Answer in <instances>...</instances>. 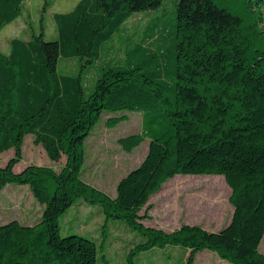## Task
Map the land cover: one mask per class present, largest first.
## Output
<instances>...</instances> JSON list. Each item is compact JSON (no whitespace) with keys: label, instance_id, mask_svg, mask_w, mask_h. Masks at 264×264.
Here are the masks:
<instances>
[{"label":"trees","instance_id":"trees-1","mask_svg":"<svg viewBox=\"0 0 264 264\" xmlns=\"http://www.w3.org/2000/svg\"><path fill=\"white\" fill-rule=\"evenodd\" d=\"M24 0H0V30L21 15ZM162 0H79L53 19L57 38L41 27L28 39L12 37L0 50V191L27 184L42 206L33 223H0V264H107L97 243L80 234L61 235L59 219L77 200L101 207L140 234L126 256L167 249L194 255L211 250L232 264H264V0L231 6L216 0H178L169 53L134 43L125 62L105 61L104 46L135 12ZM62 58L77 60L74 73L60 72ZM100 60V61H99ZM102 61V62H101ZM90 86L85 76L95 65ZM103 111L113 126L125 111L142 113V131L118 139L130 152L149 137L148 150L120 178L110 196L80 176L84 141ZM26 134L60 170L22 159ZM176 174L222 175L231 189V215L220 229L182 223L165 231L141 222L138 211Z\"/></svg>","mask_w":264,"mask_h":264},{"label":"rangeland","instance_id":"rangeland-1","mask_svg":"<svg viewBox=\"0 0 264 264\" xmlns=\"http://www.w3.org/2000/svg\"><path fill=\"white\" fill-rule=\"evenodd\" d=\"M79 0H24L21 15L5 24L0 30V50L7 53L12 37L28 39L42 27L47 40L57 38L53 19L56 12H68ZM240 0H216L220 5L231 6ZM178 0H162L159 8L135 12L124 23L122 30L109 39L104 46L105 61L125 62L127 51L134 43L160 52L169 53L174 42V12ZM100 61V60H99ZM102 62V61H101ZM95 65L85 76L90 86L98 68ZM77 60L62 58L60 72L74 73ZM115 112L103 111L97 123L84 141V162L80 176L85 181L115 196L116 185L129 170L138 166L148 150L149 137H145L130 152L118 142L122 136L142 131V113L125 111L127 118L113 126L107 118ZM14 153L13 148L0 152V164H4ZM65 158L51 160L41 145L33 143L31 134H26L22 144V159L15 165L20 170L28 164L48 166L60 170ZM231 189L222 175L176 174L166 179L148 198L138 211L147 215L141 222L165 231H171L182 223H198L207 229L218 230L228 221L232 206ZM42 206L33 197L27 184H7L0 191V223L11 218L33 223L41 215ZM61 235L80 234L94 240L107 264H126V256L140 234L131 230L118 219L105 220L97 204L77 200L59 219ZM263 242V243H262ZM264 254V236L259 244ZM188 251L167 249L161 252L145 251L135 256L136 264H185ZM100 264V262H99ZM192 264H232L211 250H201L194 255Z\"/></svg>","mask_w":264,"mask_h":264},{"label":"crops","instance_id":"crops-1","mask_svg":"<svg viewBox=\"0 0 264 264\" xmlns=\"http://www.w3.org/2000/svg\"><path fill=\"white\" fill-rule=\"evenodd\" d=\"M188 224H190V223H188ZM191 224H198V223H191ZM199 225H200V224H199ZM179 226H180V225H179ZM179 226H178V227H179ZM201 226H202V225H201ZM204 228H205V227H204ZM206 229H207V228H206ZM209 230H212V229H209Z\"/></svg>","mask_w":264,"mask_h":264},{"label":"bare ground","instance_id":"bare-ground-1","mask_svg":"<svg viewBox=\"0 0 264 264\" xmlns=\"http://www.w3.org/2000/svg\"><path fill=\"white\" fill-rule=\"evenodd\" d=\"M263 243V242H262Z\"/></svg>","mask_w":264,"mask_h":264}]
</instances>
